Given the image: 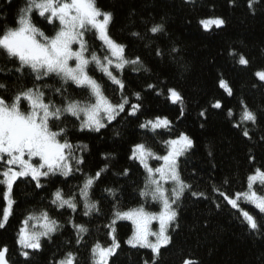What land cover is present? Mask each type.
<instances>
[{
  "label": "trees",
  "instance_id": "trees-1",
  "mask_svg": "<svg viewBox=\"0 0 264 264\" xmlns=\"http://www.w3.org/2000/svg\"><path fill=\"white\" fill-rule=\"evenodd\" d=\"M96 3L114 14L111 35L129 44L131 54L139 55L145 67L150 69L149 72L143 69L133 72L132 67L139 66H129L124 72L126 92L140 91L142 108L136 117L121 114L100 133L77 131L79 121L74 117L67 118L73 141L88 145L83 152L85 164L81 167L84 171L93 173L105 163L111 165L105 174V182H97L93 189L92 199L100 201V214L83 216L82 204L75 214L68 208L56 210L49 204L50 191L54 190L51 184H48L49 191L46 192L35 188L34 182L17 180L13 186L16 203L8 224L0 229V247L7 245L12 264H51L70 247L78 251L79 264H91L90 246L95 241L104 245L111 243L109 229L105 225L110 223L114 211L141 206L151 213L157 211L155 201L140 196L146 174L135 161L127 159L131 145L143 139L153 146L154 151L164 154L160 141L175 138L183 132L193 139L194 146L179 159L181 177L192 185V190L204 192L208 199L192 197L189 191H185L178 202L175 221L178 227L169 230L173 241L168 247L161 248L156 264H182L189 257L198 260L199 264H264V234L251 232L239 211L212 190L213 187L222 188L230 194L244 191L247 177L254 169L264 170V139H261L264 137V120L260 119L264 116V82L255 76L257 71L264 70V0H259L252 9L248 7V0H96ZM25 5L26 0H0V31L16 26L19 10ZM214 17L223 18L225 25L205 31L200 21ZM33 22L48 35L55 31L54 24H48L35 12ZM155 23L164 24L165 34L153 36L147 33ZM133 31L142 35L147 33V36L139 40L131 35ZM86 37L90 49L99 51L100 42L94 33H88ZM149 41L152 43L146 47ZM157 46L165 53L163 58L155 55ZM172 47L180 49L179 53L169 54ZM240 55L249 60L247 66L238 63ZM16 66L0 51V69H3L0 82L10 86L9 94L31 86L30 78L15 73ZM89 71L91 73L92 67ZM95 76L101 79L102 73L96 71ZM220 79L231 86V96L219 87ZM54 80L58 78L49 77V82ZM103 82L106 92L114 100L118 98L116 86L106 78ZM149 83L162 89L163 95H156V89H147ZM53 86L60 85L57 82ZM66 87L71 97L80 98L84 94V90L75 85ZM169 87L176 88L184 97L183 117H180V105L167 99ZM216 100L222 102V108L211 107ZM241 100L258 116L256 125H246L251 140L242 135L241 128L245 125L241 128L232 126L239 118ZM229 108L236 113L231 118L227 115ZM202 110H205L204 117L200 116ZM155 116H167L173 121L172 130L159 129L155 134L145 135L139 123ZM117 132L120 135H116ZM105 153H113L115 160H103L102 154ZM250 157H255V160ZM124 168L130 169L129 176L116 175ZM56 179L63 181L56 187L68 193L78 191L83 177ZM107 187L119 189L116 201L103 191ZM255 188L257 192H264L262 185L256 184ZM4 190L5 186L0 184V213L6 203ZM216 203L220 204L219 208ZM240 207L253 215L258 213L249 203L241 201ZM44 208L63 228L52 236L51 241L42 240V250L25 260L19 255L16 244L18 230L29 212H39ZM72 216L77 223H85L89 228V234L78 249L74 247L75 231L68 223ZM114 227L120 247L110 264H144L145 261L151 264L153 254L150 249L133 248L127 244L134 231L133 225L119 219Z\"/></svg>",
  "mask_w": 264,
  "mask_h": 264
},
{
  "label": "snow or ice",
  "instance_id": "snow-or-ice-1",
  "mask_svg": "<svg viewBox=\"0 0 264 264\" xmlns=\"http://www.w3.org/2000/svg\"><path fill=\"white\" fill-rule=\"evenodd\" d=\"M258 2L259 0H248L249 9ZM33 12L38 17H43L48 24L58 21V30L52 35L46 34L33 22ZM113 19V12L98 7L96 0H26L25 7L19 10L15 20L16 26L0 31V51L18 65L15 67V73L31 80V86L12 91L11 94L10 86L0 82V184L5 186L3 198L6 202L0 213V229L5 228L12 215V208L16 203L13 198V186L21 179L34 182L35 188L46 192L49 191L48 184H51L54 190L50 191L49 204L56 210L68 208L75 214L82 204L83 216L100 214V201L92 199L93 189L97 182H105L107 179L105 174L109 172L111 165L105 163L93 173L84 171L81 165L85 164L83 152L88 149V145L73 141L70 121L67 118L74 117L79 121L77 131L100 133L121 114L136 117L142 108L140 101L143 97L140 91L130 94L126 92L125 68L139 66L132 67L131 70L150 71L139 55L131 54L129 44L111 35L110 25ZM200 24L205 31H210L212 27H223L225 20L214 17L203 19ZM89 32H93L95 38L100 41L99 51L90 49L85 38ZM147 33L153 36L165 34V26L163 23L152 24ZM147 33L142 35L138 31H133L131 35L144 40ZM151 43L152 41H149L145 46H150ZM73 45L77 47L74 48ZM154 51L157 57L163 58L165 55L158 46ZM179 51L180 49L172 47L169 54ZM73 61L74 66L70 63ZM238 63L247 66L249 60L240 55ZM90 65L93 66L91 73ZM8 71L11 72L12 69ZM96 71L102 73L101 79L96 78ZM255 76L260 82H264V70L257 71ZM49 77L58 80L49 82ZM104 78L116 86L118 98L115 100L106 92ZM57 82L60 86L54 87L53 83ZM69 84L84 90V94L80 98L71 97L66 87ZM219 87L228 96L233 94L226 80L220 79ZM147 89H156V95H163V90L157 88L154 83L147 84ZM167 99L173 104L180 105V117H183V95L176 88L169 87ZM211 107L220 109L223 105L220 100H216ZM227 115L231 118L236 113L229 108ZM200 116H205V110L200 112ZM260 119L264 120V116ZM257 121V113L241 100L239 118L232 126L241 128L245 125L241 128L242 135L251 140L252 136L246 125L249 123L256 125ZM139 128L144 130L145 135L155 134L159 129L171 131L173 121L167 116H155L140 122ZM116 135L120 133L117 132ZM152 139L155 140L156 136L153 135ZM160 143L163 145L164 154L154 151L153 146L143 139L134 142L127 159L135 161L146 174L140 196L161 203L162 211L158 214L151 213L143 206L127 211H114L110 223L105 225L109 229L111 243L104 245L95 241L90 246L91 264H110L111 258L116 255L120 243L116 238L114 225L119 219L131 220L135 225L127 244L133 248L150 249L153 254L151 264H156L161 255V248L168 247L173 241L169 229L178 227L175 223L178 202L185 191H189L192 197L208 199L204 192L192 190V185L181 177L179 158L193 148V139L180 132L175 138H168ZM211 154L210 151L209 155ZM102 159L115 160V155L105 153L102 154ZM250 159L254 161L255 157ZM150 160L162 163L153 167ZM129 172L130 169L124 168L116 175L127 177ZM70 176L83 177L81 184L78 185V191L65 193L63 188L56 187L63 182L56 179L57 177L66 179ZM257 183L264 185V170L260 168L254 169L247 177V188L244 191L230 194L222 188L213 187L212 190L233 209L239 211L251 232L264 234V192L256 191ZM168 184L172 187H166ZM103 191L113 201L117 200L118 188L107 187ZM241 201L253 205L258 209V213L253 215L241 208ZM215 206L219 208L220 204L216 203ZM153 221H158V231L152 230ZM68 223L75 231L74 247L78 249L80 244L84 243V237L89 234V228L85 223H77L74 216L69 217ZM21 224L16 244L20 250L19 255L25 260H29L32 253L42 250V240L51 241L52 236L63 228V225L49 214L47 208L39 212H29ZM8 254L7 245L0 247V264H12ZM78 257V251L70 247L63 256L54 259L51 264H79ZM144 264L149 262L145 261ZM182 264H199V261L189 257L184 259Z\"/></svg>",
  "mask_w": 264,
  "mask_h": 264
},
{
  "label": "rangeland",
  "instance_id": "rangeland-1",
  "mask_svg": "<svg viewBox=\"0 0 264 264\" xmlns=\"http://www.w3.org/2000/svg\"><path fill=\"white\" fill-rule=\"evenodd\" d=\"M52 24H54L55 25V30H58V28H59V23H58V21H54ZM213 28V27H212ZM55 32V31H54ZM89 33H93V32H89ZM54 34V33H53ZM88 34V33H87ZM87 34H86V36H87ZM86 39H87V37H85ZM99 41V40H98ZM100 42V41H99ZM73 47L74 48H76L77 47V45H73ZM90 47V46H89ZM70 63H72L73 64V66H74V61L73 62H70ZM90 67H93L92 65H90L89 66V68ZM181 158V157H180ZM179 158V159H180ZM35 162V161H34ZM157 162H159V163H157ZM160 163H162V161H156V160H150V164L153 166V167H156V166H159V164ZM257 185H261V184H259V183H257ZM263 187H264V185H262ZM166 187H168V188H171L172 187V185L171 184H168V185H166ZM155 203H156V207H157V211L156 212H153V213H159V212H161L162 211V204L161 203H159L158 201H155ZM251 205V204H250ZM251 206H253V205H251ZM173 207H175V205H173ZM254 207V206H253ZM256 210H258V209H256ZM120 220H123V221H127V222H129V223H131L132 225H133V227H134V229H135V225L132 223V221L131 220H127V219H120ZM151 228H152V230L153 231H158L159 230V223H158V221H153V223L151 224ZM170 230V229H169ZM150 239H154V237H150Z\"/></svg>",
  "mask_w": 264,
  "mask_h": 264
}]
</instances>
